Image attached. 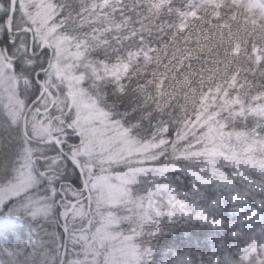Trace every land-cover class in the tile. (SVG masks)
Listing matches in <instances>:
<instances>
[{
  "label": "trees",
  "instance_id": "obj_1",
  "mask_svg": "<svg viewBox=\"0 0 264 264\" xmlns=\"http://www.w3.org/2000/svg\"><path fill=\"white\" fill-rule=\"evenodd\" d=\"M103 1L51 0L54 15L49 22L66 38L67 61L82 76L87 94L132 137L155 143L143 163L159 173L140 175L136 188L145 191L153 184L169 183L180 192L215 195L216 184H222L229 192L225 211L237 196L248 203L245 215L259 214L257 224L241 228L238 238L228 226L213 229L191 219H157L152 230L159 235L146 234L150 225L132 237L147 251L145 264H264L243 256L253 239L260 246L264 242V18L250 19L246 8L233 0H121L106 7ZM9 17L0 15V48L11 56L15 46L7 42ZM31 23L18 11L13 31L31 28ZM133 51L140 56L120 83L104 74V64ZM48 61V51L40 49L14 60V71L24 82L20 95L28 104L40 95L41 82L57 104L68 101L66 86L58 85L50 68L41 73ZM49 101L44 94L38 105ZM8 122L0 104V127ZM71 122L67 112H49L46 135L79 141ZM216 126L225 137L220 149L207 140ZM13 127L19 140L22 129ZM8 139L0 136L5 147ZM27 142L33 148L43 146ZM44 146L49 159H59L55 144ZM120 226L129 231L126 223ZM1 233L0 264H48L51 246H26ZM58 233L64 239L61 228ZM98 257L103 264V253ZM68 260L65 264H76L74 255Z\"/></svg>",
  "mask_w": 264,
  "mask_h": 264
},
{
  "label": "rangeland",
  "instance_id": "obj_2",
  "mask_svg": "<svg viewBox=\"0 0 264 264\" xmlns=\"http://www.w3.org/2000/svg\"><path fill=\"white\" fill-rule=\"evenodd\" d=\"M120 1L104 0L102 6L106 7L113 2ZM202 1L217 4L225 0ZM233 1L246 8L250 19L264 18V0ZM8 4L7 6L3 0H0V15L4 13L10 15L6 22L9 30L7 42L15 46L11 56H6L0 48V104L6 111L8 120L12 125L23 129V120L26 115V130L29 137L33 139L32 142H46L51 141L52 136L47 137L46 135V117L42 119V117L33 115H37L36 109L44 110L52 106L50 114L69 113L72 116L71 126L79 132L80 139L79 141H68L60 137L58 145L62 149L66 147L67 154L70 150L72 153H78L82 158L78 161L83 165L82 171L86 169L91 174L94 167L98 170L91 184V195L95 203L93 211L101 210L103 215L99 217L96 229L92 228V231L90 224L81 219L88 215L82 206L76 210L75 217L68 219V246L64 264L66 258L68 260V256L72 255L76 259L73 261L79 264H100L98 255L101 252L104 255L103 264H138L141 259L145 264L146 259L144 258L147 251L141 246H136L132 241L133 233L127 232L120 226L122 217L126 215H131L133 218L135 234L155 223L157 219L167 221L191 219L210 225L213 229H224L228 226L234 230V238L241 235V228L244 226L257 224L259 214L251 212L245 215L243 208L248 206V203L237 196L233 197L231 203L228 204V211H225V193H229L226 185L216 184L213 191L215 195L199 191L180 192L169 183H156L145 191L137 189L135 184L140 175L159 173V170L155 171L156 167L146 166L143 163L145 155L154 148L155 143L132 137L128 129L112 120L107 112L99 107L95 99L91 98L82 88V76L76 75L67 61L69 52L65 46L66 38L56 34V27L49 22L54 15L51 0H15V9L13 0H8ZM18 11L29 18L33 27L24 28L25 32L14 33L12 19ZM3 37H0L1 41ZM39 49L48 51L49 59L51 57V73L56 75L59 86H66L68 98L66 103L57 104L53 99L52 102H44L41 105L37 102L35 105L33 103L35 100L28 104L21 98L20 89L24 82L22 77L14 71L12 61L20 55L26 56L29 52L36 53ZM139 56V51L130 52L125 59H119L113 64H104L102 70L108 78L120 83ZM70 95L73 99L72 106ZM37 99L41 98L37 97ZM30 117L33 118H31L32 128ZM19 137L20 139L25 138L24 135ZM207 140L216 148H223L225 137L222 127L210 128ZM46 154V146L33 148L28 145L27 139L25 140L24 151L17 158L24 160V164L21 165L20 180L13 182L7 190L0 189V204L15 200L20 194L36 187L32 164L28 163V160L35 163L39 159L43 163L49 159ZM50 159L52 165H55L58 160V158ZM45 167L55 176L54 167L47 165ZM68 170L72 173L71 168ZM46 187V184H42L36 191L31 192L30 198L25 199L23 204L14 203L8 209L0 207V232H3L1 234L4 237L15 236L26 246H51L48 264H60L63 257L64 239L58 233V228H61L64 233L62 216L58 217L54 214L55 205L52 204L51 199L46 200L45 195L42 194ZM86 187H88L87 181ZM73 195L78 194L74 192ZM63 199L64 197L61 196L55 204H61ZM80 199L83 200V197ZM14 208L18 210L12 211ZM70 210L73 211L72 208L67 209L69 214ZM126 225L129 229V224L126 223ZM87 231H90V234ZM259 246L258 241L253 239L243 249V256L246 259L257 257L264 260V242L260 248ZM259 249L261 253H258ZM92 253L93 255L87 256ZM69 263L74 264L75 262Z\"/></svg>",
  "mask_w": 264,
  "mask_h": 264
},
{
  "label": "snow or ice",
  "instance_id": "obj_3",
  "mask_svg": "<svg viewBox=\"0 0 264 264\" xmlns=\"http://www.w3.org/2000/svg\"><path fill=\"white\" fill-rule=\"evenodd\" d=\"M15 131L16 129L10 121L6 126L0 127V136H4L6 134L7 137H9L6 147L4 141L0 140V189L4 190H7L13 182L20 180L21 165L24 164V160L17 158L20 157L24 151V143L27 138L25 137L24 139L17 140L13 135ZM57 153L59 154V159L56 161L55 165H52L51 159L45 160L43 163H41L39 159H37L35 163L28 160V163L32 164V172L36 178V187L30 189L28 192L20 194L15 200H8L6 203L0 204V207L8 209L9 206L14 203L23 204L25 199L30 198L31 192L36 191V189L42 184H46L47 187L44 189V193L42 194L45 195L46 200L51 199L52 204L55 205L54 214L58 217L62 216L64 218L65 225H67L69 218L75 217L76 210L82 206L84 211L88 214L87 217H81L82 221L86 220L90 224L91 228H95L99 223V217L103 215V211L101 210L93 211L95 203L91 195V184L98 174L97 168L94 167L91 174H89L86 169L82 171L83 165L78 163V161L82 158L78 155V153H72L70 150V153L67 154L66 157V154L60 152L59 148H57ZM33 155H37V153H33ZM25 159H27L26 156ZM46 165L56 169L55 176L47 171V168L45 167ZM69 168L72 169V178H69ZM86 181L88 187H86ZM57 188H59L60 191H57ZM74 192L78 195H73ZM61 196L64 197L62 203L56 205L55 201L60 199ZM80 197H83V200H81ZM74 203L76 204V208H74L72 213L69 214L67 209L72 208ZM17 210L18 209L15 208L12 209V211ZM93 221H95V223H93ZM122 223H128V230L135 235V228L133 227V218L131 215L122 217ZM155 227L156 224L153 223L146 234L150 236L159 235L158 232L152 230ZM127 238L131 239V237ZM76 264H79V262H76ZM138 264H144V260L141 259L138 261ZM148 264H151V261H148Z\"/></svg>",
  "mask_w": 264,
  "mask_h": 264
},
{
  "label": "water",
  "instance_id": "obj_4",
  "mask_svg": "<svg viewBox=\"0 0 264 264\" xmlns=\"http://www.w3.org/2000/svg\"><path fill=\"white\" fill-rule=\"evenodd\" d=\"M13 8L15 9V0H13ZM22 31H23V30H22ZM49 65H51V59H50V61H49ZM49 65H48V66H49ZM43 86H44V84H43ZM69 98H70V102H71V106H72V104H73L72 96L70 95ZM51 107H52V106H51ZM51 107L48 108L47 110H45L44 112H47L48 110H50ZM25 125H26V119H24V127H25ZM26 136H27V135H26ZM52 141L55 142V143L58 145V143H57V139L53 138ZM52 141H51V142H52ZM60 150H61V149H60ZM62 153H64V152L62 151ZM64 154H65V153H64ZM75 206H76V204L74 203L72 209H73ZM70 212H72V211L70 210ZM62 223H63V227H64V232H65V239H64V245H63V246H64V248H63V257H62V259H61L60 264H63L64 261H65L66 249H67V245H68V227H67V225H65V221H64V218H63V217H62Z\"/></svg>",
  "mask_w": 264,
  "mask_h": 264
},
{
  "label": "flooded vegetation",
  "instance_id": "obj_5",
  "mask_svg": "<svg viewBox=\"0 0 264 264\" xmlns=\"http://www.w3.org/2000/svg\"><path fill=\"white\" fill-rule=\"evenodd\" d=\"M13 43V42H12ZM14 60H15V58H14ZM14 62V61H13ZM47 94H48V96L50 95V92L48 93V91H47ZM51 97V96H50ZM40 110H42V109H36V113H37V115H36V117H42V119H44L45 117H46V115L45 114H43V112H40Z\"/></svg>",
  "mask_w": 264,
  "mask_h": 264
}]
</instances>
